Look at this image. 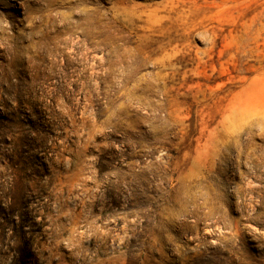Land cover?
<instances>
[{
	"label": "rangeland",
	"instance_id": "obj_1",
	"mask_svg": "<svg viewBox=\"0 0 264 264\" xmlns=\"http://www.w3.org/2000/svg\"><path fill=\"white\" fill-rule=\"evenodd\" d=\"M0 264H264V0H0Z\"/></svg>",
	"mask_w": 264,
	"mask_h": 264
}]
</instances>
